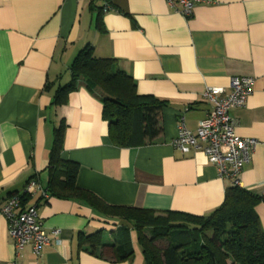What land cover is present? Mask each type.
I'll list each match as a JSON object with an SVG mask.
<instances>
[{"label":"crops","instance_id":"0c3cea01","mask_svg":"<svg viewBox=\"0 0 264 264\" xmlns=\"http://www.w3.org/2000/svg\"><path fill=\"white\" fill-rule=\"evenodd\" d=\"M195 1L186 18L165 0H0V210L36 178L48 199L37 193L26 207L37 205L51 241L39 258L30 247L16 258L0 213V264L145 263L140 249L118 263L86 253L81 234H115L121 224L106 221L84 197L48 193L53 134L62 122L61 157L79 166V189L109 206L207 217L232 184L219 178L202 152L182 155L172 147L177 120L184 115L187 129L196 132L210 110L202 97L206 88L229 91L234 79L252 78L245 107L230 115L239 137L258 141L240 187L264 195V0ZM86 48L115 60L139 95L165 103L154 143L112 145L102 105L83 86L53 105ZM256 214L264 232V204Z\"/></svg>","mask_w":264,"mask_h":264},{"label":"trees","instance_id":"16d2710c","mask_svg":"<svg viewBox=\"0 0 264 264\" xmlns=\"http://www.w3.org/2000/svg\"><path fill=\"white\" fill-rule=\"evenodd\" d=\"M115 62L96 57L89 48L81 51L70 67V82L56 91L53 105L61 106L69 93L83 86L102 105L112 145H150L162 134L165 103L139 95L133 80ZM65 127L62 122L54 129L47 165L48 193L54 198L84 197L106 221L121 224L107 240L106 230L81 234L86 253L111 263L129 260L134 256L133 231L144 264H264V232L256 214L264 195L255 196L231 185L222 205L207 217L109 206L76 186L79 166L61 157ZM13 196L21 197L23 208L31 199L23 193Z\"/></svg>","mask_w":264,"mask_h":264},{"label":"built area","instance_id":"2783aa9c","mask_svg":"<svg viewBox=\"0 0 264 264\" xmlns=\"http://www.w3.org/2000/svg\"><path fill=\"white\" fill-rule=\"evenodd\" d=\"M183 17H190L195 0H165ZM105 11H113L106 6ZM254 80L248 77L236 78L232 81L229 91L217 87H208L203 93L204 101L210 106L206 118L199 123L196 132L187 129L184 115L177 120V137L172 142V147L182 155L191 151H200L213 165L220 179L240 186L239 176L247 167L258 141L252 138L239 137L236 134L237 121L231 117L233 109H241L246 105L248 97L252 94ZM40 193L42 200L48 196L36 180H31L26 185L23 195L30 197ZM7 222L8 236L11 239L16 258L26 247H30L35 257H41L45 247L51 241L42 221L37 213V205L26 208L21 206L20 196H11L0 210ZM51 235L58 245V230Z\"/></svg>","mask_w":264,"mask_h":264},{"label":"rangeland","instance_id":"374dc122","mask_svg":"<svg viewBox=\"0 0 264 264\" xmlns=\"http://www.w3.org/2000/svg\"><path fill=\"white\" fill-rule=\"evenodd\" d=\"M122 226H123V225H122ZM112 230H113V229H112ZM109 234H110V230H107V232H105V234H104L106 240H107V238H109ZM130 241H131L132 244H133L132 249H133V251H134V253H135L136 251H138V249H140V247H139L138 244H137V240H136V235H135V233H133V234L130 235ZM134 243H135V245H134ZM140 251H141V250H140ZM140 253H141V252H140Z\"/></svg>","mask_w":264,"mask_h":264}]
</instances>
